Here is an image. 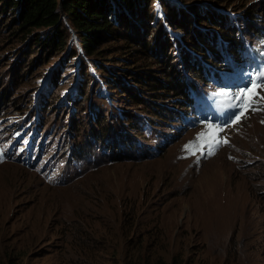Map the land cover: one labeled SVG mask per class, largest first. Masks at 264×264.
Returning <instances> with one entry per match:
<instances>
[{"label": "rangeland", "instance_id": "obj_1", "mask_svg": "<svg viewBox=\"0 0 264 264\" xmlns=\"http://www.w3.org/2000/svg\"><path fill=\"white\" fill-rule=\"evenodd\" d=\"M204 1L188 3L199 5ZM208 1L215 2L219 8L225 5L220 4L222 0ZM258 2L264 0H235L224 13L229 18L228 25L237 31L236 40L244 37L245 45L249 49L257 47L263 60L252 50L251 57H238L236 64L225 60V67L219 70L225 84L218 83L214 74L201 84L203 89H199L204 94L201 93L202 99L197 96L194 108L203 120L199 128L202 132L190 140L192 148L188 149L187 161L176 160L178 148L173 145L149 160L122 159L111 163V159L106 161L98 155L90 158L88 164L78 163L73 150L78 141L70 134L72 129L67 132L70 102L60 106L58 100L49 112L55 142L49 133L43 132L44 126L38 125L36 129L35 124L25 122V127L39 134L43 148L53 153L46 159L45 167L57 166L53 168L55 174L60 172L69 178L49 187L20 166L0 162V264H154L158 258L172 264H264V206L255 197V190L250 189L248 178V173L264 168V63L258 61L264 62V39L253 34L246 36L241 26L242 21L248 20L246 8ZM156 9L162 13L161 8ZM258 16L257 20L264 26V8ZM8 20L2 17L0 32ZM6 34L7 31L5 37ZM76 43L75 34L69 40V47ZM1 44L6 50H0V72L5 71L6 75L0 74V85L7 87L9 96H17L18 100L29 94L33 102L37 83L46 79L57 80L61 99L71 85L78 88L88 76L84 70L80 74L75 63L62 65L66 51L46 53L33 41ZM15 57L32 67L24 71H29L26 78L15 80L7 75ZM105 61L107 67H112L110 56ZM58 63L62 66H58L59 72L54 76L52 70ZM239 76L244 83L235 84ZM252 83L258 87L255 96L248 93L250 106L243 99L217 95L224 91L232 93V89H227L232 86L246 90ZM102 86L107 90V84ZM96 88L93 86V95ZM112 97L120 108L132 109L124 107L126 97H119L116 91ZM151 99L159 108L164 104L171 106L170 99ZM205 99L207 105L209 101L215 108L227 100L228 112L235 107L243 114L238 121L232 114L229 124L221 125L207 111ZM86 102L88 99L80 107L75 102L76 109L72 110L73 115L78 114L75 119L81 117L82 124L85 117L79 111L88 113ZM45 110L48 109L42 112ZM131 112L134 114L135 109ZM114 114L115 110L104 113ZM13 119L16 118L7 117L0 124ZM209 124L218 129L217 143L198 140L202 133L208 132ZM11 127L0 125V139L4 130ZM162 131L175 132L170 128ZM86 132L81 131L79 140ZM23 144L19 147L23 148ZM84 150L100 154L97 149L85 147ZM126 152L120 150L118 155ZM188 162L192 167L203 165L194 171Z\"/></svg>", "mask_w": 264, "mask_h": 264}, {"label": "trees", "instance_id": "obj_2", "mask_svg": "<svg viewBox=\"0 0 264 264\" xmlns=\"http://www.w3.org/2000/svg\"><path fill=\"white\" fill-rule=\"evenodd\" d=\"M234 1L222 0L220 4L225 5L219 8L208 0L199 5H191L189 0H0V21L3 16L9 19L0 32V50L4 48L1 42L33 41L46 53L63 54L66 51L62 65L64 62L75 63L80 74L82 70L88 73L78 88L72 85L61 99L55 79L46 82L42 88L35 87L39 90L37 100L46 109H53L52 105L58 100L60 106L73 100L79 102L80 107L82 101L88 99V113L79 111L84 113L85 123L82 124L81 117L75 119L78 114L69 118V133L72 129L70 134L78 139V144H74L75 151L81 152L82 145L89 148L87 136L98 139L113 130L126 136L123 133L125 125L135 128L138 112L156 117L159 122L166 120L169 106L164 104L159 108L151 98L176 100L185 97L186 80L206 81L209 73L216 74L225 65L221 62L227 52L236 64L241 51L248 46L237 42V31L228 25L229 18L224 13ZM156 8H161L162 13L159 14ZM263 8L262 2L246 8L249 22L244 20L241 24L245 35L256 33V37L259 34L264 39V30H260L257 20ZM75 34L76 46L69 47V40ZM223 46L225 50L220 52ZM109 56L112 67L104 64ZM59 63L52 70L54 76L59 72L58 66H62ZM29 68L32 70L15 57L7 75H12L11 79L15 80L26 78L29 71H24ZM0 74L6 75L5 71ZM14 84L18 85V82L14 81ZM102 84H107V90L104 91ZM79 85L82 87L80 93ZM95 85L97 92L93 95ZM115 91L119 97H126L123 105L135 109L134 114L132 109L126 111L116 105L112 97ZM69 95L73 98H68ZM30 96L18 100L17 96H9L7 87L0 85V110L27 109L32 103ZM185 107V104L181 105V109ZM112 110H115L114 115H104ZM111 118L112 123L108 124ZM81 131L86 134L79 140ZM248 178L250 189L255 190V197L264 206V168L257 173H248ZM154 264L172 262L158 258Z\"/></svg>", "mask_w": 264, "mask_h": 264}, {"label": "clouds", "instance_id": "obj_3", "mask_svg": "<svg viewBox=\"0 0 264 264\" xmlns=\"http://www.w3.org/2000/svg\"><path fill=\"white\" fill-rule=\"evenodd\" d=\"M258 26L260 27V30H264V26L261 25V23H259ZM253 35L256 36V33ZM258 36L261 37V35L259 34ZM243 39L244 37L240 41L237 40V42H243ZM227 58L231 60L228 52ZM228 63L235 64L232 61L231 63ZM223 67H225V65H223ZM222 68H220L219 70H221ZM211 74H214L216 77H218V83H220L221 85L225 84L226 80L223 76L220 75V71H218L216 74L209 73L207 79L212 77ZM240 79H242V76H239L238 80L235 81V84L244 83L243 79L239 81ZM46 82L49 83V80H41L39 83H37V87L42 88L46 84ZM204 82L207 81L199 82L197 79H194V81L186 80L184 84L186 88L185 97H180V99L176 100H170L171 106H169V109L167 110L168 115L166 117V120L162 122L157 121V119L155 120L153 116L145 112H138L136 113L135 118L136 127L130 128L125 125V130L123 131V133L126 134V136H121L116 130L106 132L105 135L103 134L99 136L98 139L94 136H87L85 140L89 148H86L97 149L100 154H97L92 151H85V147L82 148L81 152H76L75 146L73 145V150L78 155L76 156V158L79 159L78 163L81 162L83 164H88L90 158H93L94 156L98 155L106 161L111 159V163H117L122 159H130L135 161L149 160L156 158L158 153L162 154L167 148L173 145H176V147L178 148L176 160L187 161L189 158L187 156L188 149H186L185 146L190 144V140L197 133L202 132V130H199V128L202 126L203 120L196 113V110L194 108L198 101V99L194 98V95L195 92H199L201 98V93L203 92L200 91L199 87H201V84H203ZM227 89H232L233 94L240 90H243L236 86L228 87ZM51 91L52 88L50 89L49 93ZM38 95L39 90L36 89L32 94L33 102L31 103V106H29L27 109L0 110V122L6 119L7 117L16 118L0 124L5 125L7 127L12 125L11 128H7L4 130L0 139V162L2 164L12 163L18 165L21 168L33 173L40 180L47 181L49 175L55 174V170L51 169L50 165L45 167V164L47 163L46 159H48L53 153L49 154V150L43 148L41 137L39 136V134L31 131L30 129L24 126L25 122L27 121L30 125L35 124L36 129L38 128V125L44 126L43 132L49 133L51 135V122H49L48 117H51L49 116V112L52 110V108H47L48 110H45L46 112H42L44 111V109H46V107L43 103L37 100ZM71 96L73 97V95ZM69 102L71 103L70 107L72 108V110H75L76 104L74 103V101H66V105H68ZM203 102L204 104H207L206 99L203 100ZM227 102V100L223 101V104L217 106L216 108L211 105L209 101L208 104L210 105H206L208 108L207 111L217 121V123L221 125H228L230 121V116L232 114H235L236 117H240L241 115V111H237V109L239 108L235 107H231V112H228L225 107V104H227ZM182 104L186 105L185 109H181ZM161 106L162 105H160V107ZM72 110L69 112V118L73 115ZM163 128H170L173 129L175 132L168 133L166 137H159L161 133H166L162 131ZM67 132L69 133V129L67 130ZM33 133L35 134L36 139L32 138ZM50 138H52L53 142H55V139L52 137V135L50 136ZM159 141H162L164 143L165 146L163 149H156L154 147V144ZM118 143H122L120 144L122 146H120ZM21 144H23V148L19 147ZM36 145L40 147V151L38 150V148H36ZM117 149H126L127 152L126 154L120 156L118 155ZM202 165L203 164L196 167H192L188 162L190 170L194 171L199 170ZM44 184L51 187L53 184H55V181H51L49 183Z\"/></svg>", "mask_w": 264, "mask_h": 264}, {"label": "snow or ice", "instance_id": "obj_4", "mask_svg": "<svg viewBox=\"0 0 264 264\" xmlns=\"http://www.w3.org/2000/svg\"><path fill=\"white\" fill-rule=\"evenodd\" d=\"M258 87L257 84L255 83H252L251 84V87H248L246 90H240L236 93H230V92H227V91H224V92H219L217 93V95H220L222 97H225V98H231V99H235V100H240V99H243L245 101V103L250 106L251 104V101L247 100V96H248V93H252L253 96H255V89ZM237 107H239V103H237ZM243 114V112H241V115ZM239 120V116L236 117V121ZM236 121H233V123H235ZM218 131V129H214L213 126L211 124L208 125V132L206 134H201L200 137H198V140H205L207 142H209L210 144L211 143H217L216 141V132ZM186 149H191L192 148V145H186L185 146ZM213 153L209 152V155H211Z\"/></svg>", "mask_w": 264, "mask_h": 264}, {"label": "bare ground", "instance_id": "obj_5", "mask_svg": "<svg viewBox=\"0 0 264 264\" xmlns=\"http://www.w3.org/2000/svg\"><path fill=\"white\" fill-rule=\"evenodd\" d=\"M251 44V43H250ZM242 46H244V45H242ZM223 50H225V47L223 46V48L221 49V51L220 52H222ZM251 50L252 51H254L255 52V56L257 57V58H260V60H263L261 57H259V49L257 48V47H254V48H252V49H249V48H247V49H244V50H242L241 51V53H240V55H239V57L241 58V57H246V58H249V57H251L252 55H251ZM262 53V52H261ZM253 58V57H252ZM253 59H256V58H253ZM228 61L227 60V56H225L224 57V59L222 60V64H225L226 65V61ZM260 60H258V61H260ZM215 63V62H214ZM264 63V62H263ZM263 63H261V65L263 64ZM217 69H218V67H216ZM209 79V78H208ZM237 81V80H236ZM197 94L198 95H196V93H195V95H194V98L195 99H198V97L197 96H199L200 97V93L199 92H197ZM204 94V93H203ZM168 134V131H167V133H161L160 134V136L159 137H166V135ZM32 138H34V139H36V137H35V134L33 133L32 134ZM119 145L120 144H122V143H118ZM122 146V145H121ZM164 143L162 142V141H159V142H157L156 143V146H155V148L156 149H163L164 148ZM36 148H38V150H39V146L38 145H36ZM118 151V153H120V149H117ZM40 151V150H39ZM122 151H126V149H123ZM113 156V155H112ZM111 157V156H110ZM52 169L53 168H57V166H50ZM52 176V178H50ZM50 178V179H49ZM69 178V176L67 177L66 175H64V174H61L60 172H58L57 174H51V175H49L48 176V178L47 179H49V180H47V182H51V181H55V184H53V185H57V184H62V183H64L67 179ZM66 179V180H65ZM65 180V181H64ZM45 183H46V181L45 180H43Z\"/></svg>", "mask_w": 264, "mask_h": 264}, {"label": "water", "instance_id": "obj_6", "mask_svg": "<svg viewBox=\"0 0 264 264\" xmlns=\"http://www.w3.org/2000/svg\"><path fill=\"white\" fill-rule=\"evenodd\" d=\"M260 37V36H259Z\"/></svg>", "mask_w": 264, "mask_h": 264}]
</instances>
